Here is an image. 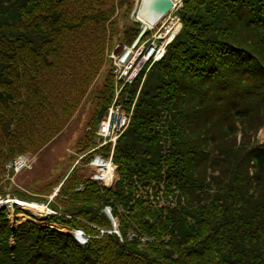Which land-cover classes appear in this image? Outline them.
I'll list each match as a JSON object with an SVG mask.
<instances>
[{
  "label": "trees",
  "instance_id": "trees-1",
  "mask_svg": "<svg viewBox=\"0 0 264 264\" xmlns=\"http://www.w3.org/2000/svg\"><path fill=\"white\" fill-rule=\"evenodd\" d=\"M132 2L0 0V179L6 163L68 123L105 42L130 43L140 24L127 19ZM175 14L180 28L114 144L112 187L65 174L67 165L48 203L13 189L55 213L11 224L0 206V264H264V145L253 140L264 114V0H180ZM139 80L119 93L126 109ZM112 96L107 74L90 100L82 153ZM95 152L107 156L109 146L79 163ZM91 168L108 183L102 167ZM104 206L120 239L93 228H111ZM50 224L88 239L78 244Z\"/></svg>",
  "mask_w": 264,
  "mask_h": 264
},
{
  "label": "rangeland",
  "instance_id": "rangeland-1",
  "mask_svg": "<svg viewBox=\"0 0 264 264\" xmlns=\"http://www.w3.org/2000/svg\"><path fill=\"white\" fill-rule=\"evenodd\" d=\"M137 1L138 0H133L132 9L128 13L127 19L139 22L138 19L135 18V12H132L133 6H136ZM113 2L115 5L116 0H113ZM178 6L180 5L177 4L176 8ZM114 12H117L116 7L114 9ZM125 19L126 17L121 18V20H125ZM136 31L137 32L133 35V38L129 41L130 43L128 44L125 43L121 39H110V41L105 42L104 49H103V55H102V61L98 68V71L93 76V79H91L89 86H87L82 96V100L76 106L73 114H71V117L68 123L62 129L58 130L54 135H52L47 140L48 142L44 144L38 151L36 152L25 151L15 156L17 157L19 155L28 153L32 158V162L29 168L23 171H20L18 173H15L11 168L6 167V164H8L9 162L5 164V172L1 174V179H0V196H2L3 193H4L3 196L5 197L12 195L11 191L13 189H18L21 192L26 193L27 195L38 198L39 200L41 198L42 199L45 198L46 202L48 203L49 201H51L53 196L56 194L58 187L61 184V182H57V180H59L60 177H63L61 178L63 180L65 177V176H61L62 175L61 174L60 177L58 178L59 174L61 173L62 169L65 166L68 165V168L65 174H68L69 171L72 169H74V171L77 170V173H78V170L79 172L81 170L83 173H86V174L88 173L87 165H85V167L82 168L81 165H83L84 163H79V159H81L80 157H82L83 155L89 152H93L96 150L99 151L100 148L106 146L104 144L92 150V148H94L97 145V143L100 142V140L98 141L96 140V135H95L96 128H94L93 144L91 145V147L84 153L78 150L79 142L83 139L85 132L89 131V126L85 128V125H86L87 120L90 117V111H91L90 100L92 98V95L95 89L101 86L104 75H107V74L111 75L112 84H113V93H114V88L120 85L119 84L120 81H121L120 87H122V80L119 79L120 81H115V76L112 72L113 59L111 56L112 54H115L117 55V58H118L119 51H121L125 47L126 48L131 47L134 40L139 35V32H140L139 26H138V30ZM146 37H148V34H145V35L143 34L135 43L136 46L141 44V42L144 41L143 39H145ZM165 51H166V47H165ZM124 86L128 87L129 84H125ZM134 95H136V91ZM113 97L114 96H112V98ZM106 112H107V108L104 114H106ZM239 136L240 135L236 137L237 141L239 139ZM253 140H254V146L256 147L264 145V114H262L256 120H254ZM95 154L102 155V153H97V152L93 153V155L89 158V160L85 164H88V162L92 159V157ZM72 157H73V160H72ZM109 177H112V175ZM54 178H58V179H56L55 183H53L51 187L49 188L50 193L46 191L42 193L41 190L44 189L47 186V184L52 182ZM99 184L102 185L101 182H99ZM18 207L21 208V206H18ZM6 208L8 211L9 222L11 224H17L25 220L28 214L36 217V219H40V222H43V219L47 216L45 214L44 215L42 214L41 216L33 215L29 211H26L23 209H20V211L17 213H13L11 211L10 206L8 207L6 206ZM66 232H69V231L66 230ZM118 237L120 239V236Z\"/></svg>",
  "mask_w": 264,
  "mask_h": 264
},
{
  "label": "built area",
  "instance_id": "built-area-1",
  "mask_svg": "<svg viewBox=\"0 0 264 264\" xmlns=\"http://www.w3.org/2000/svg\"><path fill=\"white\" fill-rule=\"evenodd\" d=\"M179 26L180 24L178 17L173 12H169L161 17L154 25L148 28V37H146L144 41L141 42V44L131 47L129 49L128 55L122 62H118L117 55L112 54V72L115 76V81L122 80V87H120V81V85L114 88V97L107 107L106 114L100 117V119L98 120L95 135L96 140H100V142H98L97 145L92 148V150L104 144H109L110 149L106 157H104L103 155L95 154L88 162V164H86L88 169L86 177L88 179L101 182L102 185L106 187L111 184L115 170L110 160L112 147L117 137L125 129L129 120L131 108L133 106L132 101L129 107L130 109L126 111L124 109L125 107L123 106V103L117 101V95L122 90L125 84H130L136 77L139 76L142 71L144 74L149 69L151 64H153L163 56L166 45L176 34ZM124 49H126V47L118 52V57ZM105 161L108 164V168L104 165H101ZM31 162L32 158L27 153L15 157L12 161L6 164V167L11 168L15 173H17L29 168ZM92 165L100 166L104 171L109 170L110 167L109 174H111L112 177H106V179H110L108 183H105L101 178L94 177L91 168ZM99 231L100 233L104 232L103 230ZM75 238L81 244L84 243L87 239V237L80 231L77 232Z\"/></svg>",
  "mask_w": 264,
  "mask_h": 264
},
{
  "label": "water",
  "instance_id": "water-1",
  "mask_svg": "<svg viewBox=\"0 0 264 264\" xmlns=\"http://www.w3.org/2000/svg\"><path fill=\"white\" fill-rule=\"evenodd\" d=\"M174 0H138L137 7L133 6L132 12H135V18L137 19V12H139V6H141L140 14H141V22L139 24V35L134 40L132 46L137 42V40L144 34L148 25L153 24L157 19L166 15L176 3H180V0H175L176 3L173 2ZM129 53V50H125L122 55L119 57L118 61L122 62L125 56ZM15 203V202H13ZM103 213L109 218L112 229H116L117 224L115 223L114 219L110 215V210L107 209L102 210Z\"/></svg>",
  "mask_w": 264,
  "mask_h": 264
},
{
  "label": "bare ground",
  "instance_id": "bare-ground-1",
  "mask_svg": "<svg viewBox=\"0 0 264 264\" xmlns=\"http://www.w3.org/2000/svg\"><path fill=\"white\" fill-rule=\"evenodd\" d=\"M176 1L174 0L173 2L176 3ZM137 4H138V1H137ZM137 4H136L135 8L137 7ZM140 9H141V6H139V12H137V17H138L137 19L140 20V22H141L142 18H141V14H140ZM149 26L150 25H148V27ZM148 27H147V29H148ZM109 170H110V167H109ZM109 170H106L107 177L111 176V174H109L110 173ZM108 182H109V179H108ZM13 202H16L19 206H21V208L23 210L29 211L33 215L41 216L42 214L44 215L47 213V210L45 209L44 205L37 203V202L22 201V200H19L16 198L15 199L11 198L9 196L0 198V204H6L7 207L10 206L11 203H13Z\"/></svg>",
  "mask_w": 264,
  "mask_h": 264
}]
</instances>
